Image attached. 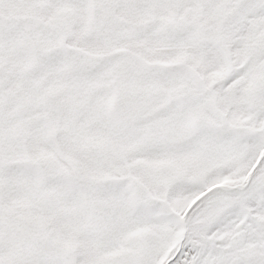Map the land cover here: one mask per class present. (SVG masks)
Returning a JSON list of instances; mask_svg holds the SVG:
<instances>
[{
	"label": "snow or ice",
	"instance_id": "6c2138e0",
	"mask_svg": "<svg viewBox=\"0 0 264 264\" xmlns=\"http://www.w3.org/2000/svg\"><path fill=\"white\" fill-rule=\"evenodd\" d=\"M0 264H264V0H0Z\"/></svg>",
	"mask_w": 264,
	"mask_h": 264
}]
</instances>
